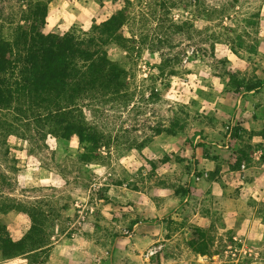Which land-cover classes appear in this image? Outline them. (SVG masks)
I'll return each instance as SVG.
<instances>
[{
    "label": "rangeland",
    "instance_id": "1",
    "mask_svg": "<svg viewBox=\"0 0 264 264\" xmlns=\"http://www.w3.org/2000/svg\"><path fill=\"white\" fill-rule=\"evenodd\" d=\"M36 1L0 0V34L12 38ZM129 1L50 0L46 29L54 33L89 28L127 6L130 48L112 53L129 69V89L84 106L104 135L92 162L81 160L76 136L48 134L0 109V194L20 206L0 219L19 239L31 225L29 208L47 211L51 246L34 264L58 260L52 247L68 237L86 250L69 258L110 264L126 236L135 253L121 260L133 264H264V206L261 224L241 231L223 217V205L242 193L239 181L254 177L243 166L254 165L255 151L244 136H264L245 128L237 110L264 99V0ZM248 83L258 87L248 91ZM227 136L237 145L220 159ZM203 159H215L212 171ZM229 184L235 189L225 197ZM28 262L0 252V264Z\"/></svg>",
    "mask_w": 264,
    "mask_h": 264
},
{
    "label": "trees",
    "instance_id": "2",
    "mask_svg": "<svg viewBox=\"0 0 264 264\" xmlns=\"http://www.w3.org/2000/svg\"><path fill=\"white\" fill-rule=\"evenodd\" d=\"M49 2L37 0L29 5L12 38L0 34V109H14L20 121L36 123L48 134L65 139L76 136L84 148L81 160L92 162L104 145V135L90 123L84 106L109 96H125L129 89V69L112 53L130 48L127 6L89 28L75 25L54 33L46 29ZM244 87L251 91L258 85ZM17 209L18 202L0 194V213ZM28 213L31 225L19 239L0 219V252L4 258L28 256V263L34 264L51 246L49 214L35 206ZM191 245L207 253L196 242Z\"/></svg>",
    "mask_w": 264,
    "mask_h": 264
},
{
    "label": "crops",
    "instance_id": "3",
    "mask_svg": "<svg viewBox=\"0 0 264 264\" xmlns=\"http://www.w3.org/2000/svg\"><path fill=\"white\" fill-rule=\"evenodd\" d=\"M244 105L247 106V109L244 110L243 112H242L244 108L243 105L241 106L242 109L240 108V106L237 107V110L240 109L238 113H240V115L242 116L244 115L245 119L244 118L242 119L244 127L247 129L253 128L259 132L264 131V99L259 100V103L254 105L255 107H253L251 103H247ZM227 138L229 139L228 145L224 146L223 149L217 152L218 155L220 154V159L224 158L225 155L228 154L229 152H231L232 154L234 151L233 148H236L237 144L235 145L234 143L235 141L233 137L227 136ZM227 138H226V142H227ZM244 138L246 140L245 141L246 143H248L249 145L255 148L253 154L254 159L252 160L254 165L251 166V164H249L248 167L243 165L245 167L244 170L254 168L253 170L254 177L253 180L251 181H246V182L239 181L238 185L241 187L242 193L237 199H233L234 201L230 203H225L223 205L224 220L227 223H229V227H233L235 230L238 231H241L242 228L244 229L247 223L249 222H256L257 226L260 225L261 222L263 221V215L258 209L259 207L264 206V136H244ZM256 158H259L260 162L256 163L257 162ZM203 160H207L205 165L206 169L208 171H212L215 167V159L212 160L203 159ZM203 164H205V162H202V165ZM232 185L233 184L224 185V187H222L221 194L225 197L230 196L232 191H234L235 189L231 187ZM212 187L213 190L215 191L218 190L216 188L215 183H213ZM261 230L262 229L260 228H255V231H261ZM250 232L249 234H251ZM121 239H119L116 245L113 247L114 261L110 264H133V262L130 261L129 262L122 261L121 256L124 254L129 255L130 257L134 256L135 247L133 245H135V243H129L130 242L129 236L123 238L121 237ZM122 241H127L124 243L125 246H123L124 244H122ZM51 252H52L50 257L51 259L52 256L53 257L57 256L59 259L48 261V264H86V262L82 261L81 259L74 260L72 258H69V255L74 256V255L82 254L83 256H85L86 254V250L83 248L82 243H80L79 239H76L75 237H71V238L68 237L67 239H64L62 242L60 240L56 241L52 247ZM95 264H107V263H105L104 261H99L98 263Z\"/></svg>",
    "mask_w": 264,
    "mask_h": 264
},
{
    "label": "built area",
    "instance_id": "4",
    "mask_svg": "<svg viewBox=\"0 0 264 264\" xmlns=\"http://www.w3.org/2000/svg\"><path fill=\"white\" fill-rule=\"evenodd\" d=\"M157 251V248H152L150 249L148 252H147V255L150 256V255H153L154 253H156Z\"/></svg>",
    "mask_w": 264,
    "mask_h": 264
}]
</instances>
